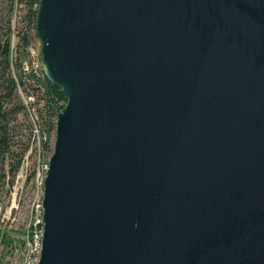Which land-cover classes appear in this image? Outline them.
I'll use <instances>...</instances> for the list:
<instances>
[{
    "label": "water",
    "instance_id": "water-1",
    "mask_svg": "<svg viewBox=\"0 0 264 264\" xmlns=\"http://www.w3.org/2000/svg\"><path fill=\"white\" fill-rule=\"evenodd\" d=\"M66 99L38 264H264V0H39Z\"/></svg>",
    "mask_w": 264,
    "mask_h": 264
},
{
    "label": "built area",
    "instance_id": "built-area-1",
    "mask_svg": "<svg viewBox=\"0 0 264 264\" xmlns=\"http://www.w3.org/2000/svg\"><path fill=\"white\" fill-rule=\"evenodd\" d=\"M18 47L12 39L10 51V69L16 81L15 93L24 106L25 115L27 117V124L30 129V142L34 144L35 150L38 154V162H36L35 175L31 182L34 184L35 198L30 205L27 224L23 228L24 244L21 248L20 264H38L41 253V242L43 235V178L48 168V159L46 157L51 153L52 140L51 134H54L56 124V112L63 105L62 98H54L52 105H54V116L51 118L53 124L44 126L41 124L42 117H48V110L44 107L51 95H47L48 99H43L39 103L38 97L41 94L42 86H44V74L40 63L39 41L30 33V41L25 46L24 56L18 60ZM15 72H18L16 74ZM35 87V88H33ZM61 102V103H60ZM50 155V154H49ZM18 177L26 182L28 170L24 164L18 171ZM16 174V175H17Z\"/></svg>",
    "mask_w": 264,
    "mask_h": 264
},
{
    "label": "trees",
    "instance_id": "trees-1",
    "mask_svg": "<svg viewBox=\"0 0 264 264\" xmlns=\"http://www.w3.org/2000/svg\"><path fill=\"white\" fill-rule=\"evenodd\" d=\"M17 3L22 4L25 8V12L21 17L24 27L18 32L13 33V29L10 25L6 27H0V181L5 177L4 163L8 165V172L13 176L17 174L19 167L22 163L24 151L17 152L13 147L16 141L13 138L14 125L11 122L16 118V114L19 112H25L24 106L19 102V98L15 93L16 81L10 69V51H11V35L15 34V43L18 47V60L24 56L25 46L30 41V31L35 29V17L39 0H16ZM3 28H5L3 30ZM18 74V72H15ZM35 88V87H33ZM51 95L48 99L46 96ZM62 98L61 90L53 85L47 78H45V84L42 86V91L38 97L39 103L43 99H48L44 103V107L48 110V117L40 118V122L44 126L52 127L51 118L54 116V105L52 101L54 98ZM18 99V101L16 100ZM14 101L16 104H14ZM30 129L29 125L26 126ZM27 141L30 140V131L28 130ZM34 173L32 172V175ZM9 184V181H8ZM12 184V180L10 181ZM10 186V185H9ZM23 233V231H22ZM15 239L11 236V231H0V243L4 248H9L11 254L15 246ZM19 244H23V240L18 241ZM4 258L1 256V259ZM3 261V259H2ZM8 263V262H7ZM1 264V263H0Z\"/></svg>",
    "mask_w": 264,
    "mask_h": 264
},
{
    "label": "rangeland",
    "instance_id": "rangeland-1",
    "mask_svg": "<svg viewBox=\"0 0 264 264\" xmlns=\"http://www.w3.org/2000/svg\"><path fill=\"white\" fill-rule=\"evenodd\" d=\"M25 12V8L22 4L17 3L16 0H0V27H6L10 25L13 29V33L18 32L24 27L21 17ZM5 28H3L4 30ZM30 33L35 35L36 29L29 28ZM15 34L11 35V40L15 41ZM40 46V45H39ZM18 101V99L16 98ZM16 101V103H17ZM20 102V100H19ZM14 101V104H16ZM14 125L13 138L16 141L14 149L17 152L24 151V167L27 168L28 173L36 166L38 162V154L35 150L34 144L27 141L28 127L27 117L24 112L16 114V118L11 122ZM51 140L54 141V135L51 134ZM50 154V153H49ZM46 155L45 158H47ZM5 177L0 181V231L9 230L11 236L15 239V248L12 254L9 248H3L0 243V263L1 264H20L21 260V247L18 243L19 240H23L22 231L26 222L28 221V215L30 205L35 198L34 184L31 180H26L23 183V179L17 175H12L8 172V165L4 163ZM45 176V175H44ZM12 180V184L10 181ZM9 181V184H8ZM10 185V186H9ZM1 256L4 258L3 261ZM8 262V263H7Z\"/></svg>",
    "mask_w": 264,
    "mask_h": 264
},
{
    "label": "bare ground",
    "instance_id": "bare-ground-1",
    "mask_svg": "<svg viewBox=\"0 0 264 264\" xmlns=\"http://www.w3.org/2000/svg\"><path fill=\"white\" fill-rule=\"evenodd\" d=\"M35 35L37 36V33H35ZM15 37V36H14ZM37 40L39 41V45H40V40H39V38H37ZM39 50H40V46H39ZM40 63H41V61H40ZM41 67H42V64H41ZM42 71H43V67H42ZM43 74H44V72H43ZM46 78V76H45V74H44V79ZM44 83H45V81H44ZM19 98V97H18ZM62 99H63V101H64V103H63V105L57 110V112L65 105V103H66V99L62 96ZM20 100V99H19ZM21 103V102H20ZM61 103V102H60ZM57 112H56V114H57ZM25 113V112H24ZM54 141L52 140V149H51V153H50V155H49V158H50V156H51V154H52V152H53V148H54V142H55V137H56V124H55V131H54ZM30 141V140H29ZM24 157V156H23ZM48 162H49V159H48ZM23 163H24V160H22V163H21V165H20V167H19V169L21 168V166L23 165ZM19 171V170H18ZM35 171H36V166H34V168L32 169V170H30L29 171V173H28V176H27V181L28 180H32V178L34 177V175H35ZM32 172L34 173L33 175H32ZM18 173V172H17ZM45 175H46V172H45ZM44 178H45V176H44ZM44 178H43V174H42V179H43V192H44ZM42 200H43V196H42ZM43 215H44V210H43ZM43 224H44V221H43ZM43 231H44V226H43ZM24 233H25V231L23 230V233H22V235H23V237H24ZM43 236V235H42ZM23 244H24V238H23ZM23 244H22V247H23ZM21 247V248H22ZM41 248H42V242H41ZM40 255H41V253H40ZM40 259V258H39Z\"/></svg>",
    "mask_w": 264,
    "mask_h": 264
}]
</instances>
